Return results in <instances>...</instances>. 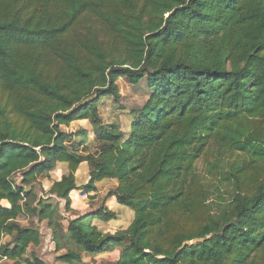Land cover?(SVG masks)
Segmentation results:
<instances>
[{"label": "trees", "instance_id": "trees-1", "mask_svg": "<svg viewBox=\"0 0 264 264\" xmlns=\"http://www.w3.org/2000/svg\"><path fill=\"white\" fill-rule=\"evenodd\" d=\"M119 77L150 91L127 132L96 106L119 102ZM78 120L94 152L69 147ZM84 163L85 191L116 181L125 228L91 223L114 216L104 206L69 214ZM20 216L47 220L65 264L115 248L111 264H264V0H0V261L45 264Z\"/></svg>", "mask_w": 264, "mask_h": 264}, {"label": "crops", "instance_id": "crops-1", "mask_svg": "<svg viewBox=\"0 0 264 264\" xmlns=\"http://www.w3.org/2000/svg\"><path fill=\"white\" fill-rule=\"evenodd\" d=\"M82 121H86V120H78L76 121V123H80V125H83ZM83 129H84V132H88V134L92 132L91 127L83 126L82 130ZM73 131L74 130H70V132H73ZM91 134H93V132ZM63 173H65L64 164H58L49 173L50 177L52 178V181L50 182V184L53 181L59 180ZM75 176H76V184H77L78 189L73 190L70 193V199H71L70 207L74 214H79V215L84 216L88 213H95L97 212L100 206H104V208L111 211L114 214V216L107 221L104 220L102 216L94 217L91 220V223L96 225L103 232H114L117 229L125 228L130 223V221L133 219V215H131L128 211L126 212L125 208L122 207L123 205L116 203L114 197H105L108 190L113 188L116 185L115 180H102L96 183L95 185L96 189L91 190V191H85L84 186L89 180V168L87 164L85 163L81 164L80 167L77 169ZM74 194L77 195L75 200L73 199ZM82 194H84L85 197H81ZM2 203L4 205H7L6 202H2ZM59 212L62 216V219L60 220V222L63 226V229L65 230L67 227V215L64 213L62 208ZM122 213L130 217V220L124 225L121 224L122 219L120 217V214ZM30 221H31L30 222L31 224L34 223L36 224L35 226L40 227L39 229L41 232V236H40V243L37 246L29 247L27 250L26 256L30 255V252L32 251L41 260H43L45 264H65V263L58 262L56 260V256H58L60 252L55 251V243L52 240V230L48 227L47 220H42L38 223V221L35 218H31ZM42 229H44V233L47 234L46 235L47 238L46 237L42 238V233H43ZM46 249L48 251H46ZM48 253H49V256H47ZM118 255H119L118 248H115L111 251L97 254V255H84L81 264H88L89 261H91L92 259L93 260L96 259L98 260V262L99 260H103L111 264L117 260Z\"/></svg>", "mask_w": 264, "mask_h": 264}, {"label": "rangeland", "instance_id": "rangeland-1", "mask_svg": "<svg viewBox=\"0 0 264 264\" xmlns=\"http://www.w3.org/2000/svg\"><path fill=\"white\" fill-rule=\"evenodd\" d=\"M87 25H92L91 27L97 28L98 25H96L94 19H88L86 21ZM118 91L120 94V99L119 102L116 103L113 100V97H101L99 101L97 102V108L99 111V114L103 120L104 123H110L113 121H117L121 124V127L124 131L127 132L128 130V125L131 120L130 113L133 109L140 108L143 103L146 101L148 94H149V89L147 87L145 79H142L138 84L136 85H131L130 83L127 82V80L123 77H119L116 81ZM83 125H80V123H76V121H73L70 123L68 127H62L63 130L69 131L74 130L73 132L75 135L73 136V143L69 145L72 150H77L78 152L85 153V152H94L97 148V141L95 138L94 134H81L82 127H91L90 123L87 121H82ZM92 129V128H91ZM84 130V129H83ZM204 165L201 160L197 162V169L200 173H204L203 171ZM20 174L13 175L11 180L12 182H18L20 180ZM52 181V178L50 175L47 176V179L45 176H39L37 179L33 180L31 182V186H33L34 191L38 195H45L46 190L49 189L50 187V182ZM49 186V187H48ZM225 192V198L229 197V188H223ZM76 194L73 195V199H76ZM215 196H213L214 199ZM87 199V198H86ZM212 199V197H211ZM54 202V201H52ZM218 202V201H217ZM63 203H61L62 205ZM125 208L126 212L128 211L131 215H133V212L128 209L125 206H122ZM71 216H75V214L71 211L69 213ZM120 217L122 219L121 224H126L129 220L130 217L125 215L124 213L120 214ZM29 218H23L22 216L19 217V223L21 225H27L31 224ZM31 225L35 226L36 224L32 223ZM40 228V227H39ZM42 238L46 237L47 234L44 233V229H42ZM47 238V237H46ZM9 240L8 236H5L2 241L7 242ZM46 251H48L46 249ZM47 255V254H45ZM49 256V253L48 255ZM51 260V259H50ZM110 260V259H109ZM51 262V261H50ZM0 264H13L12 261H8L6 259H2L0 261ZM88 264H110L109 262L103 261V260H91L89 261Z\"/></svg>", "mask_w": 264, "mask_h": 264}, {"label": "built area", "instance_id": "built-area-1", "mask_svg": "<svg viewBox=\"0 0 264 264\" xmlns=\"http://www.w3.org/2000/svg\"><path fill=\"white\" fill-rule=\"evenodd\" d=\"M81 197H85V195H84V194H82V195H81Z\"/></svg>", "mask_w": 264, "mask_h": 264}]
</instances>
